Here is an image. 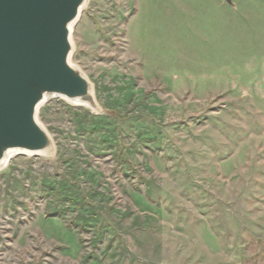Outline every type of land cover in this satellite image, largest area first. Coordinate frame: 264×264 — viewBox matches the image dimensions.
I'll return each mask as SVG.
<instances>
[{
	"label": "rangeland",
	"instance_id": "374dc122",
	"mask_svg": "<svg viewBox=\"0 0 264 264\" xmlns=\"http://www.w3.org/2000/svg\"><path fill=\"white\" fill-rule=\"evenodd\" d=\"M51 155L0 169V264H264V0H87Z\"/></svg>",
	"mask_w": 264,
	"mask_h": 264
},
{
	"label": "water",
	"instance_id": "95a60500",
	"mask_svg": "<svg viewBox=\"0 0 264 264\" xmlns=\"http://www.w3.org/2000/svg\"><path fill=\"white\" fill-rule=\"evenodd\" d=\"M85 1L0 0V162L11 149L53 147L37 120L45 96L93 103L91 84L70 62L69 26Z\"/></svg>",
	"mask_w": 264,
	"mask_h": 264
},
{
	"label": "bare ground",
	"instance_id": "6f19581e",
	"mask_svg": "<svg viewBox=\"0 0 264 264\" xmlns=\"http://www.w3.org/2000/svg\"><path fill=\"white\" fill-rule=\"evenodd\" d=\"M87 0L85 1V3L83 4L82 8L85 6ZM81 8V10H82ZM78 18V17H77ZM76 22V20L74 22H72L69 26L70 28V31H72V27L74 25V23ZM70 38V42H71V45H72V40H71V36L69 37ZM71 62V61H70ZM92 87V86H91ZM92 93H93V89H92ZM51 96H45V100L44 102ZM93 98H94V95H93ZM69 100V99H67ZM73 103H76V104H80L82 106H87L91 109H95L96 108V102H95V99L93 100V103H89V102H81V101H77V100H69ZM53 150H54V147L48 149V150H45V151H41V152H38L39 155H51L53 153ZM17 152H19L17 149H11V150H8L7 153L5 154V156L3 157L2 161L0 162V169L1 168H4L8 162V160L10 159V157H12L13 155H15ZM25 153H28V154H31L30 152H27V151H24Z\"/></svg>",
	"mask_w": 264,
	"mask_h": 264
}]
</instances>
